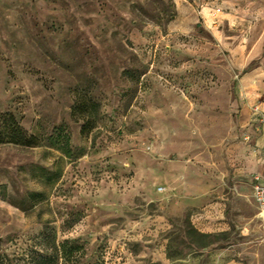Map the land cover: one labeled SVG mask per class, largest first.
<instances>
[{
    "label": "rangeland",
    "instance_id": "1",
    "mask_svg": "<svg viewBox=\"0 0 264 264\" xmlns=\"http://www.w3.org/2000/svg\"><path fill=\"white\" fill-rule=\"evenodd\" d=\"M263 23L264 0H0V123L36 137L0 143V264H264V78L239 81Z\"/></svg>",
    "mask_w": 264,
    "mask_h": 264
},
{
    "label": "crops",
    "instance_id": "2",
    "mask_svg": "<svg viewBox=\"0 0 264 264\" xmlns=\"http://www.w3.org/2000/svg\"><path fill=\"white\" fill-rule=\"evenodd\" d=\"M213 15H214L213 19H215L217 14L216 15L213 14ZM218 20L220 21L219 16L217 17V21ZM231 20L232 19H230V22H231ZM221 21H223V19ZM259 72H261V71L258 68H251L249 70H244L243 71V73L241 75V79L239 80L240 81V86L242 87L243 91H256V90H258L257 81H259V80H256V79H258L257 76L261 75L264 78V73L260 74ZM249 81H254V82H253V84L249 85V84H247ZM247 85L250 86V87H247ZM245 108L247 109V107H245ZM247 111L249 112V110H247ZM253 114H257V113L253 112ZM257 119H259L258 115H256V117L252 118V120H257ZM255 174H258L261 177V180L264 182V174H262L260 172L255 171V172H252V173H249V174L246 175V181H247L248 185L251 188L252 197H253V180H254V175ZM253 201H254V204L256 205V207L258 208L257 203L254 200V197H253ZM260 220H261V223L263 225V221H262L261 218H260Z\"/></svg>",
    "mask_w": 264,
    "mask_h": 264
},
{
    "label": "trees",
    "instance_id": "3",
    "mask_svg": "<svg viewBox=\"0 0 264 264\" xmlns=\"http://www.w3.org/2000/svg\"><path fill=\"white\" fill-rule=\"evenodd\" d=\"M13 142L17 144L32 146L36 143V137L28 134L18 125L12 123H0V143Z\"/></svg>",
    "mask_w": 264,
    "mask_h": 264
},
{
    "label": "built area",
    "instance_id": "4",
    "mask_svg": "<svg viewBox=\"0 0 264 264\" xmlns=\"http://www.w3.org/2000/svg\"><path fill=\"white\" fill-rule=\"evenodd\" d=\"M220 8L217 7L213 14H218ZM253 197L258 206V216L263 221L264 226V182L261 180V177L258 174L254 175L253 180Z\"/></svg>",
    "mask_w": 264,
    "mask_h": 264
}]
</instances>
